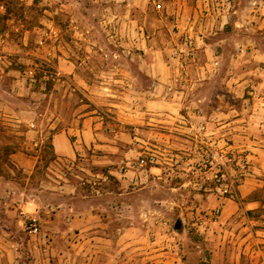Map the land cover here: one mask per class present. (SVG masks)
Returning <instances> with one entry per match:
<instances>
[{
  "label": "rangeland",
  "instance_id": "1",
  "mask_svg": "<svg viewBox=\"0 0 264 264\" xmlns=\"http://www.w3.org/2000/svg\"><path fill=\"white\" fill-rule=\"evenodd\" d=\"M178 5L197 8V23L213 27L222 18L208 19L207 13L227 8L232 13L225 18L227 51L243 46L245 56L254 42L264 46V0H0V129L4 130L0 135V264H63L59 218L47 211L60 201L107 205L102 214L110 219L113 231L120 225L129 227L131 244L125 264H147L142 262V223L159 224L165 231L184 225L179 241L189 250L184 252L185 264H264V203L247 207V197L254 191L264 202V181L245 197L237 192L244 178L256 173L253 149L237 137L230 138L231 134L222 143L214 141L226 158L224 178L218 181L202 167L199 139L203 134L196 128L205 124L202 118L192 123L189 117L179 116L174 124L168 119L151 125L154 129L142 125L145 45L166 44L182 28L172 17ZM236 20L240 25H235ZM156 26L157 41L152 37ZM183 33L179 34L183 47L188 39L195 42ZM207 37L217 38L218 33ZM181 52L186 54L185 49ZM60 63L70 65L72 71L63 72ZM81 77L88 85L76 82ZM14 80L27 81L32 91L19 95L22 89ZM8 106L31 111L9 117L2 114ZM119 107L124 113L117 111ZM90 110L98 125L96 139L112 147H95L53 163L51 132L75 125L80 112ZM124 115L130 120L125 121ZM206 133L213 134L207 128ZM33 142L37 143L31 147ZM2 145L9 146L7 152ZM153 145L178 162L172 165L167 160L161 169L142 172L138 164L142 151ZM261 149L264 158V146ZM12 153L35 155L37 160L16 159ZM103 155L109 162H96ZM58 181L66 183L67 189L73 186L76 197L50 193L56 191ZM224 198L236 205L231 212L215 202ZM32 217L36 232L29 230ZM223 238L224 254L212 258L211 246L203 243ZM235 240H243L241 250Z\"/></svg>",
  "mask_w": 264,
  "mask_h": 264
},
{
  "label": "crops",
  "instance_id": "2",
  "mask_svg": "<svg viewBox=\"0 0 264 264\" xmlns=\"http://www.w3.org/2000/svg\"><path fill=\"white\" fill-rule=\"evenodd\" d=\"M180 7L178 5L172 17L180 21L182 28L174 32L172 40L166 44H144L148 55L142 63V103L139 105L142 110V125L144 129H154L151 125H158L159 121L168 119L174 124L176 120L179 121V116L189 117L186 119L192 123L195 119L202 118L206 128L213 133L208 140L222 143L228 138V134H231L230 138L240 139L242 145L253 149V171L256 172L245 177L237 187L238 195L245 197L264 181V177L258 175L264 174V158L261 152V147L264 146V46L258 41L254 42L245 56L243 46L239 49L237 45L235 51H227L223 38L227 27L225 18L232 16L227 8H218L217 12L212 10L213 12L207 13L210 15L207 16L208 19L222 18V23L213 27L212 23L204 26L197 23V8L189 7L187 10ZM234 11L236 10L232 12ZM154 20L161 21V18L155 17ZM239 23L236 20L235 25H240ZM182 32L195 40L189 54L181 52L184 47L179 34ZM152 33L153 39L157 41L160 33L157 26ZM217 33V38L206 39L207 34ZM247 59L251 63H244ZM59 67L63 72L72 71L71 66L65 63H60ZM14 81H18L17 86L22 89L19 95H28L32 91L27 81ZM76 82L81 86L88 85L82 77ZM90 98L94 100L92 95ZM114 105L119 106L116 103ZM4 111L2 114L17 118L25 116L24 113L31 110L8 106V110ZM117 111L124 113L120 107ZM78 117L75 125L50 131V144L55 156L53 163L60 164L74 159L80 153L95 147H112L111 144L101 143L96 139L98 125L93 110L80 112ZM123 117L125 121L130 120L126 115ZM175 125L182 128L179 123ZM36 143H30V146H35ZM11 156L22 160L33 157L34 162L37 160L35 155L20 157L23 155L12 153ZM100 157L96 162L101 164L110 160L105 155ZM58 182L56 191L50 193L63 197L67 194L68 198L76 197L78 193L73 186L67 189L66 183ZM215 202L226 212L236 208L229 198L215 199ZM84 204L60 201L47 209L50 216L59 218L58 226L63 234L62 239H58L60 260L63 259V264H70L72 258L77 263L88 259L95 261L92 264H125L124 257L130 252L131 244L127 231L129 227L120 225L114 232L110 219L102 214V209L108 210L107 205L94 207L91 203ZM258 205L256 200L247 201V207ZM184 234L185 228L181 224L173 231H165L159 224L142 223V262L185 264L184 252L189 250L183 248L184 244L179 241ZM233 242L241 250L243 240ZM203 244L211 246L209 248L212 258L223 255L226 250L224 238Z\"/></svg>",
  "mask_w": 264,
  "mask_h": 264
},
{
  "label": "built area",
  "instance_id": "3",
  "mask_svg": "<svg viewBox=\"0 0 264 264\" xmlns=\"http://www.w3.org/2000/svg\"><path fill=\"white\" fill-rule=\"evenodd\" d=\"M159 6L160 4H156V7ZM184 46L185 47L183 49L186 50L187 54H189L193 49V44L190 39H188L184 43ZM190 128L192 127H188V130H191ZM196 128L199 132H201L200 134H203L199 139L202 167L205 171L210 173L211 178H215L219 181L220 179L224 178L225 175V151L223 150V148H220L217 143H215L214 141H209L207 139L208 135H206V126L203 122L199 123ZM153 146L154 147L145 146L142 151V157H140L138 162L139 166L142 167V172H146L150 170V168L161 169L163 164L167 163V160L172 161V165L178 162V159H174L173 157H166V153L163 148L157 147L156 145ZM29 230L30 232H36L37 230L36 219L34 217L31 218V222L29 223Z\"/></svg>",
  "mask_w": 264,
  "mask_h": 264
},
{
  "label": "trees",
  "instance_id": "4",
  "mask_svg": "<svg viewBox=\"0 0 264 264\" xmlns=\"http://www.w3.org/2000/svg\"><path fill=\"white\" fill-rule=\"evenodd\" d=\"M4 132V130L1 128L0 129V135H2V133ZM1 148H3L4 150H8V148H9V146H7V145H2V147ZM7 150H6V152H7ZM11 152V151H10ZM9 153V152H8ZM247 200H256V201H258L260 204H263L264 202L262 201V200H260L259 198H258V193H257V191H254L252 194H250L248 197H247ZM178 224H179V222H178Z\"/></svg>",
  "mask_w": 264,
  "mask_h": 264
}]
</instances>
